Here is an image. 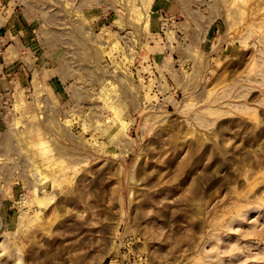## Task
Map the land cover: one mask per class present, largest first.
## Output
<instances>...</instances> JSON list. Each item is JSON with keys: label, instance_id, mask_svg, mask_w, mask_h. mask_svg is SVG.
I'll return each instance as SVG.
<instances>
[{"label": "rangeland", "instance_id": "obj_1", "mask_svg": "<svg viewBox=\"0 0 264 264\" xmlns=\"http://www.w3.org/2000/svg\"><path fill=\"white\" fill-rule=\"evenodd\" d=\"M0 264H264V0H0Z\"/></svg>", "mask_w": 264, "mask_h": 264}]
</instances>
